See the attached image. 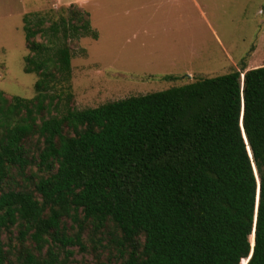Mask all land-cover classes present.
Returning <instances> with one entry per match:
<instances>
[{
    "label": "trees",
    "instance_id": "16d2710c",
    "mask_svg": "<svg viewBox=\"0 0 264 264\" xmlns=\"http://www.w3.org/2000/svg\"><path fill=\"white\" fill-rule=\"evenodd\" d=\"M61 12L49 27L24 17L36 96L0 91V264H14L3 240L13 228L39 248L82 247L89 226L113 229L119 264H241L255 230L248 264H264V66L80 110L68 43L98 34L79 6ZM33 164L34 188L12 187Z\"/></svg>",
    "mask_w": 264,
    "mask_h": 264
},
{
    "label": "rangeland",
    "instance_id": "374dc122",
    "mask_svg": "<svg viewBox=\"0 0 264 264\" xmlns=\"http://www.w3.org/2000/svg\"><path fill=\"white\" fill-rule=\"evenodd\" d=\"M61 4L59 0H0V91L8 97L32 99L36 96L39 77L25 72V58L30 51L23 30L24 17L33 13L45 15L46 27H49L51 22L58 21L61 9L69 7ZM98 4L97 9L91 5L85 7L98 38L68 43L73 55L70 85L73 107L77 109L165 91L201 78L226 75L235 68L241 71L243 67L250 70L264 66V0H200L206 18L193 7L197 21L192 23L191 31L176 30L168 11H163L161 22L159 11L153 7L169 6L168 0H145L146 9L151 10H146L148 14L144 18L154 15L146 23L141 17L126 16V0H101ZM165 17L168 19L164 20ZM130 32L138 34V39L124 41L123 35L129 36ZM184 33L194 36L196 53L187 48L190 44ZM43 40L40 35L36 39ZM180 40L187 42L178 46ZM241 78L244 85V74ZM245 142L260 187L253 154L248 140ZM36 153L37 148L32 147L31 156ZM40 175H43L40 168L33 164L25 177L19 176L10 184L33 189ZM65 225L66 234L74 236L77 226L68 219ZM81 238L82 247H64L49 239L39 248L30 236L21 239L18 228L3 236L14 264H27L29 256L42 264H50L49 251L56 254L59 262L66 260L68 264H119L111 227L96 233L89 226Z\"/></svg>",
    "mask_w": 264,
    "mask_h": 264
},
{
    "label": "crops",
    "instance_id": "0c3cea01",
    "mask_svg": "<svg viewBox=\"0 0 264 264\" xmlns=\"http://www.w3.org/2000/svg\"><path fill=\"white\" fill-rule=\"evenodd\" d=\"M101 0H59L60 3H62L64 6H71V5H77L79 6L81 9H83L84 11H86L87 13H89L88 9L85 8L88 5H91L92 8L97 9L99 6V2ZM167 1V0H165ZM169 1V6L163 7L161 4L160 6H156L153 7V10H158L159 13L158 15H160L159 19L162 22V16L163 15V11H168V13L170 14L169 16L173 17V21L176 23L175 24V29L178 30V28L180 29H184L188 31H191V27H192V23H196V17L194 16V11H193V7H196L201 13H202V17L205 19L206 15L205 12L203 11L201 4H200V0H168ZM109 3H112V1H109ZM145 0H126V4L125 7H128L126 16L132 17V19H140V17L144 20V22L146 23V20L150 21L153 19L154 15L150 16L149 18H144L147 17V11L146 10H150L151 9H146V5H144ZM61 4V5H62ZM169 7V8H167ZM192 13V14H191ZM90 14V13H89ZM157 15V14H155ZM157 17V16H156ZM155 19V18H154ZM168 18L165 17L164 20H167ZM133 32V29H131ZM186 39H188V43L190 44L189 46H187V48H189V50L192 53H196V51H194L193 49V39L194 36H192L191 34H185ZM123 39L126 42H129L131 39H135L137 38L138 34L133 33L131 34V32L129 33V36L127 35H123ZM138 39V38H137ZM183 42H187V41H183L180 40L177 45L178 46H183L182 43ZM220 42V41H218ZM237 69V68H235Z\"/></svg>",
    "mask_w": 264,
    "mask_h": 264
},
{
    "label": "water",
    "instance_id": "95a60500",
    "mask_svg": "<svg viewBox=\"0 0 264 264\" xmlns=\"http://www.w3.org/2000/svg\"><path fill=\"white\" fill-rule=\"evenodd\" d=\"M242 120H243V113H242ZM242 120H241V122H242ZM241 127H242V131H243V137H244L245 140H247L246 134L244 132V128H243V124L242 123H241ZM259 192H260V187L258 189V196H257L256 218H257V212H258ZM253 235H254V245H252V252L250 254V257L248 258L247 264H248L249 260L251 259L252 255H253V251H254V246H255V230L253 232Z\"/></svg>",
    "mask_w": 264,
    "mask_h": 264
},
{
    "label": "bare ground",
    "instance_id": "6f19581e",
    "mask_svg": "<svg viewBox=\"0 0 264 264\" xmlns=\"http://www.w3.org/2000/svg\"><path fill=\"white\" fill-rule=\"evenodd\" d=\"M251 241L254 244V236L251 237ZM247 261H248L247 259L245 260L243 259L241 264H247Z\"/></svg>",
    "mask_w": 264,
    "mask_h": 264
}]
</instances>
